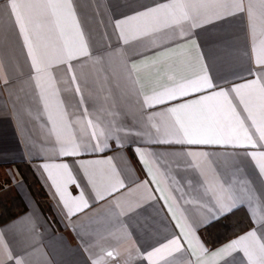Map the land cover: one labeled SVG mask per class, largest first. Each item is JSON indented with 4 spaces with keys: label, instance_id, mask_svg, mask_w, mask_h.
I'll return each mask as SVG.
<instances>
[{
    "label": "crops",
    "instance_id": "0c3cea01",
    "mask_svg": "<svg viewBox=\"0 0 264 264\" xmlns=\"http://www.w3.org/2000/svg\"><path fill=\"white\" fill-rule=\"evenodd\" d=\"M166 2L71 0L74 17L67 9L59 17L50 10H31L29 35L34 46L38 45V53L52 64L49 75L37 79L8 0H0V172L8 173L0 181V200L10 202L18 196L26 206L24 213L0 225V257L5 245L14 257L7 264H15L16 259L23 264H93L97 260L100 264H194L196 257L187 248L181 227L185 221L194 226L204 222L196 228V235L208 249L202 231L225 216L213 219L208 211L218 195L237 200L236 209L247 211L253 223L250 230L256 229L264 242L260 220L264 215V174L259 168L264 162L260 156L264 141L259 140L239 97L230 92L255 147L239 146L235 139L231 144L175 143L182 136L167 109L218 88L165 99L153 107L143 102L145 96L196 79L205 70L213 84L225 90L261 75L252 49L264 42V0H251V20L247 12L227 15L215 7L200 8L199 20L208 22L194 29L186 23V37H179L176 26L152 31L154 25L143 18L125 25L123 37L115 27L117 21ZM204 2L212 4V0ZM248 2L245 0V7ZM78 32L83 33L89 55L57 63L66 42L79 45ZM140 32L148 35L136 38ZM173 36L178 37L175 43L171 42ZM222 123L227 138L235 124ZM101 129L111 137L104 152L81 148L77 156L59 154L61 143H95L91 133ZM136 148L145 153L143 161ZM92 161L99 163H89ZM20 164L30 165L39 179L52 215L24 180ZM45 164L50 166L47 170ZM60 164L69 165L75 180L66 184L65 199L83 192L89 204L79 212L73 207L74 215L68 214L48 176L51 172L63 189L64 170L51 167ZM117 177L125 187L97 200L89 181L103 191ZM173 238L180 240L184 250L165 260L147 259V252ZM225 244L208 249L209 253ZM110 251L112 257L106 255ZM217 264L249 262L238 250L217 258Z\"/></svg>",
    "mask_w": 264,
    "mask_h": 264
},
{
    "label": "snow or ice",
    "instance_id": "6c2138e0",
    "mask_svg": "<svg viewBox=\"0 0 264 264\" xmlns=\"http://www.w3.org/2000/svg\"><path fill=\"white\" fill-rule=\"evenodd\" d=\"M7 6L10 8L14 21L22 34L24 44L28 49V55L31 58V67L37 74V79H39L40 75H49V69L52 67V64L46 58V55L38 53V45L34 46L29 35V25L32 23L30 13L33 9H45L50 10L52 15L59 17V14L64 9H67L69 15L74 17L71 0H45L44 3H41L40 0H27V2L25 0H8ZM209 6L222 9L227 15H237L247 12L250 20L254 17L251 0H249L247 7H245V0H212L211 5L205 3L204 0H168L166 3L147 8L136 16L117 21L115 27L120 29V35L123 37L125 25L130 21L143 18L145 21L154 25L152 31H161L176 26L180 29L179 37H186L188 33L184 31L183 26L187 23L190 29H194L200 27L202 23H207V20L203 22L199 20L200 13L198 10ZM216 18H220L219 15ZM74 23L78 29V23L75 20ZM78 35L80 36L79 45L69 46L66 42L57 63H63L65 58L70 60L89 55L88 46L83 40V33L78 32ZM146 35H148L147 32H140L139 37L136 38ZM177 40L178 37L176 36L171 38L172 43L177 42ZM252 51L254 53V62L259 66L261 71V75L255 79L249 80L230 90H225L224 88H219L218 85H214L205 70V73L196 79L167 88L162 93L150 97L145 96L143 102L147 107H153L165 103V99L168 101L176 100L187 97L190 93H200L218 88V90L212 91L208 95H202L198 99L180 103L175 107L167 109L175 118L177 131L182 136V139L176 140L175 143H186L189 145L231 144L233 139H235L239 146L251 145L255 147L256 141L249 133L248 128L245 127L244 120L241 119L240 113L236 110V105L230 98V92L235 93L239 97L238 103L244 106V111L247 113L248 119L251 120L252 125L259 134V140L264 141V42L259 47L253 45ZM49 78L51 77L49 76ZM74 80L75 77L73 76ZM4 83L6 84L7 80ZM76 92H79V87L76 88ZM253 94L255 102H253ZM224 120L229 121L230 125L235 124V127L230 126L227 138L224 137V126L222 123ZM88 123L90 126L92 125L91 121H88ZM91 136L95 143L91 141L87 144L77 143L75 141L61 143L59 154L61 156H77L80 154L81 148L85 151L91 150L93 152H104L106 149H109L110 146L107 141L111 137L110 135H106L103 129L98 132H92ZM57 139L59 140V137ZM240 141H246L247 144L239 143ZM161 142L170 143L171 141ZM135 152L143 161L145 153L140 148H136ZM188 155L194 156L197 153H188ZM199 155H206V153H200ZM250 155L255 157L257 154L250 153ZM260 156L264 158V153H260ZM111 159V157L108 158L109 163ZM89 163H99V161ZM43 167L47 170L50 166L45 164ZM51 167L64 170V176L66 178L63 180V184L65 185L63 189L61 183L57 182V179L52 176L51 172H48V176L61 202L67 209L68 214H75L73 207H75L77 212L88 208L89 204L84 198L83 192L80 193L79 197H72L70 200L65 199L66 184L69 182L75 183L69 170V165L60 164ZM259 168L261 173L264 174V162L259 164ZM113 171H115L114 167ZM149 174L151 175V169H149ZM89 182L93 183L95 198L97 200H104L106 196H111L119 188L125 187L124 183L118 177L116 183L110 185L109 188H105L103 191L96 188L94 182L91 180ZM237 207V200L231 195L227 197L218 195L214 208L208 209V211L212 214L213 219H219L221 215L231 213ZM169 211H171V208H169ZM254 216L255 213H253ZM260 220L262 226H264V215L260 217ZM206 222L210 223L211 221L208 220ZM202 223L204 222L196 223L194 226L193 223L185 221L184 226L181 227L178 225V227H181L183 238L187 241V248L191 250V255L196 257L194 264H217V258L223 259L224 256H230L238 250L243 252L244 257H247L249 264H264V242H261L260 237L257 236L256 229L248 231L245 235L209 253V250L204 247L196 235V228L202 226ZM182 250H184V245L180 243L178 238H173L153 248L152 251L147 252V259L152 261L153 257H158L160 260H165L167 256H171L173 253H179ZM106 255L112 257L113 252H107ZM13 259L14 257L8 252L7 246L5 245L4 255L0 257V264H7L8 261H12ZM15 264H23V262L16 259ZM93 264H100V261H94ZM153 264H155V261H153Z\"/></svg>",
    "mask_w": 264,
    "mask_h": 264
},
{
    "label": "trees",
    "instance_id": "16d2710c",
    "mask_svg": "<svg viewBox=\"0 0 264 264\" xmlns=\"http://www.w3.org/2000/svg\"><path fill=\"white\" fill-rule=\"evenodd\" d=\"M19 170L34 195L40 199L42 207L47 210L49 215H52L40 181L30 165L20 164ZM25 211L26 206L18 196H15L10 202L0 200V225L9 222ZM252 227L253 223L247 211L244 208H238L221 219L210 223L201 235L208 249L212 250L246 233Z\"/></svg>",
    "mask_w": 264,
    "mask_h": 264
},
{
    "label": "rangeland",
    "instance_id": "374dc122",
    "mask_svg": "<svg viewBox=\"0 0 264 264\" xmlns=\"http://www.w3.org/2000/svg\"><path fill=\"white\" fill-rule=\"evenodd\" d=\"M5 176H8V173L2 174V173L0 172V181H2L3 179L7 178V177H5ZM3 181H4V180H3Z\"/></svg>",
    "mask_w": 264,
    "mask_h": 264
}]
</instances>
